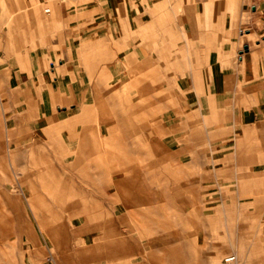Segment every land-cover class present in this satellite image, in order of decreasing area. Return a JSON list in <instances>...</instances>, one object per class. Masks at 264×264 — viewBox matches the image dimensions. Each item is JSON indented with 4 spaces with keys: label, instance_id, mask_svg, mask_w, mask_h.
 <instances>
[{
    "label": "rangeland",
    "instance_id": "1",
    "mask_svg": "<svg viewBox=\"0 0 264 264\" xmlns=\"http://www.w3.org/2000/svg\"><path fill=\"white\" fill-rule=\"evenodd\" d=\"M21 1L22 4L19 3ZM24 1L25 0H0V50L6 51L9 55L11 54V49H15L14 47H16L18 51H20L22 47L28 52L39 51L42 42L37 39V36H42V28H50L52 30L50 36L52 38L59 37L61 42L60 56H58V60L54 61L55 65L57 64L58 67H60L59 60L64 58L63 51L66 47V39H63L65 37V28H68V25L70 24H68L66 19H63L61 14H59L57 19V22L59 23L53 22L56 18L52 20L49 19V13H46V11L47 9H50V1L58 4L61 2L68 3L69 10H73L75 14L68 18V20H74L71 24L75 26V37L77 38L75 45H78L79 51L82 52L79 61L81 66H87L86 71L90 78V80H86L87 83L85 82L81 88L75 84V89L83 88V90H85L88 88L93 94L91 96V101H86V104H83V107L96 104L95 102H97V98L102 96L101 93H99L100 90L113 98H125L126 96H129L130 98L132 97L131 99H134V101L135 98H137V100L143 104H148L145 100L146 96H141V94L136 91L135 79L137 78L143 79L144 81H142V83L153 79L155 91L162 88L164 89L163 84L165 86L167 82L171 84L172 88L177 90L176 81L173 83V78H170L169 81H167L168 78L163 76L167 71V66L166 64H160L165 62V59H163L165 50H163L164 45L159 43V41L161 38L163 41L164 37L162 31L155 32L154 28H163L164 23L176 25L179 20L178 17L168 15L162 17L161 15L163 12L158 10L152 13V18L147 23L148 26L153 27L152 29L133 31L130 27V20L126 18L124 11L118 10L119 13L116 11L111 14L105 13L102 5L104 0H42V2H40L41 0H26L29 1L30 6L33 7L31 10L22 8ZM9 3L13 4L14 8L9 10ZM166 9L167 12L170 13L167 5ZM51 10L54 11L53 9ZM83 11L85 12V16L89 17V21L77 25L78 19L80 20L84 17ZM31 12L33 14H31ZM107 16L111 20L105 24V17ZM17 17H22L20 20L23 21L22 23L28 24L27 28L30 32L33 30V34L37 33L32 35L35 37L32 41H26L27 34H31L30 32L26 34V26H23L22 28L18 26L13 27L12 24ZM198 18H200V16H198ZM207 19H209V17L206 16V20ZM145 20L147 21L148 17ZM31 23L32 25H30ZM106 26L112 28L113 31L116 29L119 31L121 29L127 31L128 29V31L126 35L119 37V39L116 36H103L107 31V28H105ZM85 33L86 37L82 36ZM116 38L120 40V42H118ZM133 40L135 43H140V46H144V44H148V41H152L153 46L151 52L153 53L154 58L157 57L159 59V65L153 67L149 54L150 50L148 49L145 50V55L143 56L144 58L150 59V63L146 70L144 69L141 72H133V69L136 67L135 64L143 62L137 60V57L133 54L132 50H128L131 49ZM49 45L52 46L51 44ZM55 49H57L56 46ZM176 51L179 52L180 50ZM176 51H174V54ZM16 54L19 53L16 52ZM127 57L130 58V60L133 59L137 62H132V64L127 66ZM7 61L12 60L9 58ZM1 63H4V60H1ZM90 65L94 66L92 76L90 75L91 72L89 70ZM51 68L52 66L50 62L46 65H42V69L44 70H51ZM153 68L155 70L158 69V75L156 74L153 78H148L146 73H149L151 70L153 71ZM7 70L8 73L5 72L6 70L0 71V118L2 120H7L8 126L10 127L8 129L13 130L12 146L18 151V153L13 154L12 162L7 159L6 154L8 153L6 151L8 146L5 144L6 129L2 127L1 132H3V137L1 144L2 147H0V187L3 188L7 186L10 194H12L10 196L13 197V200L15 198L13 202L15 204L17 203L16 205L19 207L23 206V208H26V204L23 205V203H25L23 202V199L18 197L15 193L19 188L17 187L18 184L15 185V179L12 176V173L13 171H16L17 173L21 171L27 172L36 167L35 171L33 170L34 173L32 172L33 179L37 182L36 186L39 191L42 192V190H44L42 193L45 192L46 200L45 202H39V204H41L40 207L43 210L40 211L41 214H35V212L33 213L31 209L27 207L28 210L20 213V216H12L8 218L4 216L5 219L1 220L2 222L4 220L13 221L18 224L16 230L9 232L8 235L5 234L8 237H3V233L0 232V255L5 257L6 262L4 260V264H49V261L68 262L67 260H71L72 257H76L79 261L81 260V264H114L112 259L113 251H116L115 248L118 249L119 247L111 243V238L102 237L106 230L92 229L95 225H100V222H97L96 224L97 220H95V217H100L101 214H85L80 212L86 211V209L91 211L95 209L103 211L106 209V206L120 204L121 208L124 205L130 210V218L135 220V223L137 219L140 220L141 216H139V211L136 210L137 206H133L129 202L127 203L124 201L123 194L119 192L116 186L117 176L116 174H111L112 171L116 173L115 171L121 168L119 164L120 160L129 161L130 165L134 164V166L135 164H139L134 167L135 169L133 168V170H136L138 173L132 172L131 174V177L138 179L139 181L135 180L131 185L136 182L135 185L149 189L151 192L149 200L150 207L153 205L163 207L164 205L166 206L167 203H170L173 205V208H171L170 205H167L166 207L168 209H162L166 213L165 220L169 222V220H176L177 217L180 218L181 216L187 220V224L190 226L188 231H191L190 238H194L195 247L197 248L195 249V252H199V254L193 256V258L187 256L184 263L186 261L192 263L194 260L193 264H214L213 255L215 257L217 251L215 244L221 242V245L224 246L226 241H228L225 234L227 231V223L233 225L231 228L234 231V224L238 221L239 217L242 218L244 216V212L240 210L239 205H245L252 210L255 209V205H258L260 209L258 208L259 210L257 213L253 215L254 218H252V220H247L246 222L248 230V237L246 239L249 242V247L254 244L261 245L260 247L253 246V253L245 264H253V262L254 264H264V203L261 205L252 203L255 201V196L253 195L244 196L241 194L242 196H239L238 191L241 190V193H243V189L238 190L235 186H237V183L240 184L244 179L242 173L243 169L239 166L235 167L236 163L231 167L223 166V162L230 163L234 160V157H225L223 154L224 151L222 152L223 155L219 156L221 155V151L225 149L226 145H228V147L231 144L233 145L234 141L232 138L234 136L232 133L225 135L223 132L224 129L220 128L217 121L214 125L210 126L209 129L206 118H203L202 116L200 117V112L192 111V113H190L191 116L189 115L190 119L188 123H191L190 125L193 128L192 135L188 136V139L192 141V144L184 143L182 145L174 146V150L168 151L166 146L160 140L162 137H160V139L158 137L157 142L161 145L159 154L160 159L164 160L165 157L167 158L162 163L158 162L155 159V154H153L154 144L151 143V140L154 139H148L151 131L149 132L147 130L148 132L145 139V142L147 143L144 144L143 140L141 141L139 139L138 134L134 135V133H137L138 126H136V121L133 120L132 122V117L130 115L128 119L126 118L125 125L128 127V130L132 132L131 135H134V137L130 138V136V139L127 138L128 140L126 142L130 144L129 149H126L127 154L121 153L120 157H122V159H120V157L115 158L118 160H115L113 157H111V159L110 156L107 155L108 152H106L105 149L109 150L111 148V151L114 149L116 152L117 150L120 151L119 147L117 148L114 145L108 147L103 142H99V144L102 145L100 154L94 156V159H85L83 162V168H78L79 171L80 169L81 171L79 172L80 174L77 175V168L73 165L75 163L73 150L76 146L70 142L72 138H78V136L72 135L73 132L71 129L73 128H70L69 126L60 128L53 127L52 124L59 122L58 119L53 122L51 121L53 118L60 115L61 111H66L67 105H63L59 102L54 103L50 110V115L41 110V104L33 103V105H23L22 101H24V98H26L27 102H38L46 99V97H43L46 92V80L41 78L40 81L37 79L27 82V80H22L21 75L18 76L19 81L14 80V76L10 74V69ZM63 73L66 75L72 73V70L67 69ZM33 75L30 74V77L32 78ZM40 76L41 75L39 74V77ZM73 83L74 81L71 78L66 80L67 86L63 92L65 95L68 94L73 97ZM163 94L166 96L167 92L164 91ZM181 96H176V100H181ZM161 98H163V101H159L158 98L154 100V106H156V108L160 107L161 104L166 105L167 100H165L164 97ZM69 104L68 106L70 108L67 110L69 114L73 113L74 110L81 109V107H76L75 102L73 105L71 103ZM73 108L76 109L73 110ZM149 108L152 109L151 107ZM199 110H201V108H199ZM90 112L91 118L86 116L83 119V122H76L74 126L76 128L84 127V125L96 127L100 118L103 116L102 111L99 109L97 110L96 107V109H91ZM164 113L161 112L154 114L155 118L161 123V125L164 123ZM183 114L184 112L182 113L178 110V119L183 116ZM67 119L69 118L67 117ZM150 125L153 126V123ZM203 126L207 127L205 132L201 129ZM203 133L206 134L203 136ZM110 134L121 135L122 133L117 129L113 130ZM262 136V130H258L257 134L253 133L250 139H241L243 142V148L249 150L248 152H250V150H260V152L264 154V148H262V146L264 147V139H262ZM46 151H52L49 152L52 154L49 156L48 152L45 153ZM118 151L116 153L119 156ZM34 152L35 155L33 154ZM37 156H49L51 159L48 157L49 159L43 158V160L40 161L36 159L38 158ZM260 158L262 159L264 156H261ZM237 159L238 158H236V160ZM45 162L50 166L52 164L55 165L53 167L51 166L53 169L52 172L56 169H59L56 170L59 172L55 171V175L50 177V174L54 173H50L51 168L50 166L46 167L47 165ZM253 165L255 164H251L248 172H251L253 168H257L259 172H261L260 174L262 175L259 177L261 182L257 186L259 189L257 191L261 190L264 194V165H258L257 167H254ZM64 166L66 168L63 169ZM41 169L42 171L47 172L45 178L40 174ZM47 169H49V172ZM82 170L85 171L83 172ZM71 175L77 177L78 180L81 181L79 184L84 189V194L82 193L79 198V201H81V203H79L82 206L79 204L80 207L78 206V208L66 209L55 200L54 195L51 194L52 192L45 189L46 187L43 184V180H60L61 178L66 176L69 177ZM111 175L113 177H111ZM19 176H21V174ZM109 176L112 179H108ZM87 179H92L96 184L101 186L104 184L106 186L105 190L102 192H93L89 187L90 185L85 186L90 183V180L88 181ZM101 179L104 182L111 181L107 185V183L105 184L103 181H100ZM192 184L196 185L197 189V197H195L194 202ZM177 186H179L181 190L179 194L172 191V188ZM169 188H171L172 192L165 193ZM88 191L89 194L86 193ZM263 194L262 197H264ZM239 200L243 203L240 204ZM262 200L264 201V198ZM101 207L103 209H101ZM138 207L141 209L144 206ZM103 215L110 218L111 214L108 213ZM163 221L164 219H159L157 220V223L162 224ZM137 222H139L138 224H141L140 221ZM26 223L31 226V231L26 228ZM161 224H153L151 226L140 225L135 227V242H137L138 245V252L140 250L145 256L148 252L145 253L141 247L143 245L148 246L149 243L144 241L153 240V238L157 236H163L164 232H162V230L159 231L157 228L158 226L162 227V229H169L170 227L174 230L177 229L176 224H169L170 227ZM213 225L216 227L218 226L219 231H216V227L213 228ZM198 226H204L203 231ZM60 234H64L66 237L62 244H64L66 246L65 248L68 250L62 247V240H60L59 237ZM123 240H127V238ZM16 245H18L15 250L16 252L13 251L15 260L9 261V263L7 261L12 255L9 247ZM130 245L132 248L134 244L131 242ZM126 246L128 247L127 241L124 244H121L122 248ZM68 251L70 253L69 257L66 255ZM96 255L101 258H95ZM104 258L110 260L105 262V260H102Z\"/></svg>",
    "mask_w": 264,
    "mask_h": 264
},
{
    "label": "crops",
    "instance_id": "2",
    "mask_svg": "<svg viewBox=\"0 0 264 264\" xmlns=\"http://www.w3.org/2000/svg\"><path fill=\"white\" fill-rule=\"evenodd\" d=\"M19 3L22 4V1ZM68 5L66 2L58 4L50 1V9L46 11L51 17L49 19L56 18L53 22L59 23L57 19L59 14H61L63 19H66L68 24H70L68 28H65V37L63 39H66V47L63 51L64 58L59 60L60 67L57 64L55 65L54 62L58 60V56L61 53L59 37L52 38L50 36L52 30L50 28H42V36H37V39L42 42L39 51L28 52L23 47L18 51L14 47L15 49L13 50L12 48L11 54L9 55L6 51L0 50V71L6 70L5 72L8 73L7 69H10V74L14 76V80H18L19 75H21L22 80H27V82L37 79L40 81L41 78L46 80V92L43 95L46 99L38 102H27L26 98H24V101H22L23 105H33V103L41 104V110L47 114L50 113L53 104L56 102L67 105V110L70 108L68 106L69 103L73 105L75 102L76 107H81V109L77 110L73 108L74 112L71 114L66 110L61 111L60 115L56 118H51L52 122L56 121V119L59 120V122L52 124L55 128L67 126L73 128L71 129L73 132L72 135L78 136V138H72L70 142L76 146L73 150L74 153L84 143L91 145L93 148L100 141L96 127L84 125V127H78V129L74 126L76 122H83L86 116L91 118L90 110L88 109L86 111L83 104H86V101H91L93 94L88 88L85 90L83 88L75 89V84L81 88L86 80H90V78L86 71L87 66H81L79 61L82 52L79 51L78 45H75L77 39L75 37V26L71 24L74 20H68V18L75 14L73 10H69ZM102 5L106 14L114 13V11L117 13L120 10L124 11L126 18L130 20V27L133 31L152 29L153 27L148 26L147 23L152 18V13L158 10L163 12L162 17L168 15L179 18L176 25L164 23L163 28H154L155 32L162 31L164 37L163 41L162 38L159 41V43L164 45L163 50H165L163 56L165 62L160 64H166L167 66V71L163 76L168 78L167 81L173 78L172 81L173 83L176 81L177 90L172 88L171 84L167 82L165 86L163 84L164 89L155 91L157 93L156 98L159 101H163L161 97L167 100L166 105L161 104L158 108L153 105L151 109L154 114L165 112L163 120L164 126L154 117L156 123L153 126L155 127H150L151 129L148 130L149 132L151 131L148 139L153 137L155 139L159 137L160 139L162 137L160 139L161 142L166 146L168 151H172L174 150V146L184 143L192 144V141L188 139V136L192 135L193 132L191 123L188 124L190 119L189 115L192 111H198L200 112V117L206 118L209 129L217 121L220 128L224 129L223 132L225 135L232 133L234 136L232 138L234 141L233 145L231 144L229 147L226 145L225 149L221 151V155H219L222 156L224 154L225 157L233 156L234 160L230 163L223 162V166L231 167L236 163L235 166L241 167L245 178L242 180L243 182L241 181L240 184L237 183L235 187L238 190L243 189L244 192L242 194L244 196H255L254 194L258 190L257 186L261 182L259 177L262 174H260L261 172L257 168H253L251 172H248V170L251 164H255L253 165L254 167L264 165L259 162L260 157L264 156V154L260 150H250L248 152L249 150L243 148L241 139H250L251 135L253 133L257 134L258 130H262V139H264V0H104ZM166 5L170 13L167 12ZM12 8H14L13 4L9 3L8 9L10 10ZM22 8L31 10L33 7L30 6L29 1L25 0ZM31 14L33 13L31 12ZM206 16L209 19L206 20ZM147 17L148 20L146 21L145 19ZM21 18L17 17L12 25L13 27L18 26L20 28L26 26L25 32L27 34L30 32L27 28L28 24L22 23ZM110 20L108 16L105 17V24L110 22ZM87 21H89V17L85 16L84 12V17L80 20L78 19L77 25H81V23ZM105 28H107V31L103 36H116L118 39L126 35L128 31V29L127 31L123 29L113 31L112 28L107 26ZM32 32L33 30H31L30 35L27 34L26 41H32L35 38L32 35L37 33L33 34ZM82 36L86 37V33ZM117 38L116 40H118ZM140 45V43H135L133 40L132 47L128 50L133 51L137 60L144 61V57L140 51L143 52L144 49H149L153 67L158 66L159 59L157 57L154 58L151 52L153 46L152 41H148V44H144V46ZM55 46L57 49H55ZM247 46L248 49L246 50L245 48ZM176 50L180 51L178 52ZM174 51H176L175 54ZM16 52L19 54H16ZM9 58L12 61H7ZM1 60H4L5 64L1 63ZM49 62L52 66L51 70L42 69V65H46ZM90 67H92L93 71L94 66L90 65ZM67 69L72 70V73L65 75L63 72ZM153 71L155 72L154 75H158V69L155 70L153 68ZM30 74H34L36 77L33 75L31 78ZM39 74L41 75L40 77ZM68 78L74 81L72 85L73 97L63 93L66 89V80ZM164 91L167 92L166 96L163 94ZM137 92L139 93V91ZM176 92L178 95H182L181 100H176V96H178ZM142 94L141 96H143ZM178 110L182 113L184 112L183 116L179 119ZM6 122L7 120H4V123ZM6 126L4 127L6 129L5 144L8 146L6 151L8 154H6V157L11 161L10 154L13 156L18 151L12 146L13 130L8 129L10 128L8 122ZM136 126H138L137 133H134V135L138 134L139 139L141 141L143 140L144 144H146L145 139L148 132L146 127L143 126L142 122H139ZM206 128V126H203L201 129L205 132ZM1 129L0 147H2L3 137ZM125 130H128V128ZM205 134L203 133V136ZM134 135H131L130 138L134 137ZM130 138L128 137V139ZM8 140L10 141L8 142ZM109 143L104 142L108 147L111 145L116 146L113 140ZM262 148L264 147L262 146ZM223 151L224 153L222 154ZM33 154L35 155V152ZM236 158L238 159L236 160ZM166 159L165 157L164 160L157 161L163 163ZM79 166L75 165L77 169ZM192 185L194 202L195 197H197V189L196 185ZM172 191L178 194L181 192L179 186L173 187ZM172 191L169 188L165 193ZM121 194H123L125 202L137 206L136 210L139 211V216H141L140 220L137 219V221H140L141 224H138L139 222L137 221L135 223V220L130 218V210L124 205L121 208L120 204L106 206V209L103 211L86 209V211L80 212L85 214H101L100 217H95V220H97L96 224L100 222V225L97 224L92 229L106 230L102 237L111 238V243L119 247L118 249L115 248L116 251H113L112 259L114 264H185V256L193 258V256L199 254V252H195L197 248L195 247L194 238H190L191 231H188L184 235L185 233H179L174 229L170 233H164L163 236H157L153 240L144 241L149 243V245H141L142 247H139L145 253L148 252L145 256L140 250L138 252V245L135 242V227L161 224L157 223L159 219H164L161 225L171 224L169 223L171 222L170 220L169 222L165 220L166 213L162 209H168L166 207L167 205L173 208V205L167 203L166 206L159 207L155 204L156 206L153 205L150 207L149 200L151 192L145 187H130ZM238 194L241 196V193L238 192ZM37 200L39 201V199ZM56 201L66 209L78 208L73 206L69 207L70 199L59 198ZM239 203L243 202L239 200ZM66 204L68 205L66 206ZM138 206L144 207L140 209ZM101 209L103 208L101 207ZM40 211H43L42 208H37L35 214H41ZM108 213L111 214L110 218L103 215ZM177 219L182 230L184 227L187 229L190 228L187 220L182 216ZM59 237L62 240L61 244L64 243L66 239L64 234H60ZM125 238L127 240H123ZM126 241L128 242V247L122 248L121 244H124ZM131 242L134 244L132 248L130 245ZM62 247L68 250L64 244H62ZM66 255L68 257L70 256L69 251ZM72 258L71 260L68 259V262L49 261V264H71V262L72 264H81V260L79 261L76 257L72 260ZM95 258L100 259L101 257L96 255ZM102 260L106 262L110 259L104 258ZM193 262L194 260L190 264H193Z\"/></svg>",
    "mask_w": 264,
    "mask_h": 264
},
{
    "label": "bare ground",
    "instance_id": "3",
    "mask_svg": "<svg viewBox=\"0 0 264 264\" xmlns=\"http://www.w3.org/2000/svg\"><path fill=\"white\" fill-rule=\"evenodd\" d=\"M10 19H12V18H10ZM101 48H104V47H101ZM94 53H96V52H94ZM140 53L142 54V56H144L145 55V49L143 50V52L140 51ZM127 60H128V62L126 63L127 66L132 64V62H137L136 60H133V59L130 60V58H128V57H127ZM149 63H150V59L149 58L148 59L144 58V61L142 63L135 64L136 67L133 69V72H136V71H138V72L140 71L141 72L144 69L146 70V68L149 65ZM89 70L91 72L90 74L92 75V67H89ZM153 72L154 71H152V70L149 71V73H146V76H148V78L149 77L153 78L155 76L154 75L155 72L154 73ZM142 81H144V80L143 79H138V78L135 79V86L137 88V91H139L140 94L143 93L142 95L146 96L145 100L148 102V104H146V105L143 104L142 102L138 101L137 98H135V101H134V99H131L132 97L130 98L129 96H126L125 98L124 97L123 98H121V97L120 98L119 97L113 98V97H111L109 95H106L104 91L100 90L99 93H101L102 96L97 98V102H95L96 104H94V105H86L85 106V110L86 111L88 109L89 110L96 109V107H97V110L99 109L100 111H102L103 116H102V118H100L99 123L97 122L98 124L96 125L97 133H98L97 135L99 137V141H100V143L101 142H103V143L105 142L107 144H110L109 142L111 140H113L114 143L116 144L117 148L119 147V149H120V151L117 150L119 152L118 153L119 156L116 153L117 151L115 152L114 149H112V151H111V148L109 150L105 149V151L108 152L107 155L110 156V158L111 157H113L114 159L115 158H119L121 153L122 154H125V153L127 154L126 149H129V147H130V144L127 143L126 141H127V138L131 136L132 132H130L128 130H125L126 128H128L125 125L126 118L128 119V117L131 115L132 122H133V120L136 121L135 122L136 124H139V122L140 123L142 122L143 126H145L147 130H150L151 128H153V126L150 125V124L153 123V125H154L156 123V119L154 118L155 116H154L153 110L148 109L149 107L152 108V106L155 103L154 100L157 97V93L154 90L155 88H154V85H153V79L151 81H149V80L145 81V83L144 82L142 83ZM6 125H7V122L4 123V120H2L0 118V128L5 127ZM103 128H105V129H103ZM117 129H119L121 131V133H122L121 135H119V134L118 135H113L115 132L113 134H110L113 130H117ZM152 139H154V140H151V143L154 144V146H153L154 153L153 154H155V157H156L155 159L160 161L161 159H160L159 154H160L161 145H160L159 142H157V139H155L154 137ZM9 141L10 140H8V142ZM101 148H102L101 144H95V146H93V148H92L91 145L84 143V145H81V147H79V149L74 151V157H75L74 161H75V163L74 164L72 163V164L74 166L75 165H77V166L80 165L79 167L83 168L84 160L85 159H94V156L100 154V152H101L100 149ZM47 152L49 153V152H52V151H46L45 153H47ZM50 154H52V153H49L48 155L50 156ZM42 156H43V154H42ZM49 156H47V157L46 156H44V157H38L37 156L38 158H36V159L41 161V160H43V158L47 159ZM124 156H126V155H124ZM49 158L51 159V157H49ZM10 159H11V162H12V160H13L12 154H10ZM120 159H122V157H120ZM106 160H107V158H106ZM115 160H118V159H115ZM108 161H110V160H108ZM259 162L261 164H264V158L260 159ZM38 164H39V162H38ZM119 164H120L121 168L116 170L115 171L116 173H114L112 171L111 174L112 173L114 175L116 174V176H117V180H116L117 189L119 190L120 193H124L125 191L128 190V188L137 186V185H135L136 182L131 185L132 182H134L135 180H138V179H135V178L131 177V174H132V172H137L136 170L134 171L133 168L135 166H138L139 164L138 165L135 164V166H134V164L130 165L129 161H124V160H120ZM46 165H47V163H46ZM48 166H50V165H47L46 167H48ZM51 166L53 167L55 165L52 164ZM51 166H50V168H51ZM37 167H38V165H37ZM64 168H66V167L64 166L63 169ZM109 168H111V167H109ZM35 169H36V167H35ZM35 169H33V170L35 171ZM43 169H44V167H43ZM54 169H55V167H54ZM139 169H140V166H139ZM33 170L31 169V170H29L27 172H25V171L22 172L21 171L19 173H17L16 171H13V173H12V176L15 179V181H14L15 185L18 184L17 187L19 188L18 190H16L15 193L17 194L18 197H21V199H23V202H25V203H23V205L26 204V208H23V206L19 207V206L16 205L17 203L15 204L13 202L15 200V198L13 200V197L10 196L12 194H10V191L7 188V186H5L3 188L0 187V204H1L0 205V232L3 233V235H4L3 237L8 235L9 232H11L13 230H16L17 229V225H18L16 223H14L13 221H8V220L7 221L4 220L2 222L1 220L5 219L4 216L7 217V218L8 217H12V216L13 217L20 216V213L26 212L28 210L27 207L30 208L31 211L35 212L37 208L38 209L41 208L40 207L41 204H39V202L40 201L41 202L42 201L45 202V200H46L45 199V194H44L45 192L42 193L44 190H42V192H40L39 189L36 186L37 182H35L34 179H33V173H34ZM37 170L39 171L38 168H37ZM52 170L53 169L51 168L50 173H54L56 170H59V169H56L54 172H52ZM141 170H142V168H141ZM47 171L49 172V169H47ZM80 171H81V169H80ZM80 171H79V169H77V175L80 174L79 173ZM56 172H59V171H56ZM20 174H21V176H19ZM40 174L43 176V178H45V176L47 175V172L42 171V169H41ZM53 175H55V173L54 174H50V177H52ZM112 175H111V177H113ZM139 175H141V174H139ZM111 177L109 176V178L108 177L107 178L108 179H112ZM243 178H245V175L243 176ZM87 180L88 181L90 180L89 181L90 183L88 185H85V184H83V185H85V186H89L90 185L89 187L92 189L93 192H95V191L102 192L103 190H105L106 186L104 184H102V186H101V185L96 184L92 179H87ZM216 180H217V177H216ZM100 181H103V180L101 179ZM110 181L109 182H106V181L104 182L103 181V182L105 184L107 183V185H108L110 183ZM79 182L81 183V181H79L78 178L74 177L73 175H71L69 177L66 176L64 178H61L60 180H57V179L48 180V181L43 180V184L46 187L45 189L47 191H49V192H52L51 194L54 195L55 200H57L59 198H65L66 200L70 199L69 207L70 206H73V207H78L79 206L80 207V205H81L80 204L81 201H79L80 200L79 198L81 197L82 193L84 194V189L81 187ZM89 187H87V188H89ZM238 192L241 193V190L238 191ZM242 192H244V190ZM86 193L89 194V191L86 192ZM262 194L263 193H262L261 190L257 191L254 194L255 195V201L252 202V203L260 204V205L263 204L264 201L262 199L264 197H262ZM37 199H39V201ZM67 202H69V201H67ZM67 205L68 204H66V206ZM239 206H240V210L244 212V216L242 218H240V217L238 218V221H236V223L234 224V231L231 228L233 225H229V223H227V231H226L225 234L227 236V240L228 241H226V244L224 246L221 245L222 244L221 242H219L218 244H215V246L217 248V251H216V254L214 253L215 257L213 255L214 264H245L249 260L250 255L253 253L254 247H260V245H261V244L260 245L259 244H254L253 245L254 247L253 246L249 247V244H248L249 242L246 239L248 237V232H247L248 230H247V223L246 222H247V220H252V218H254L253 215L256 214L257 211L260 208L258 207V205H255V209H253V210L250 209V208H247V206H245V205H243V206L239 205ZM177 221H178V219H176V220L174 219V220H171V222H169V223H171L173 225L176 224L177 229H175V230H177V232L182 233V234L185 233L184 235H186L188 233V229L184 227L183 230H182V228H180V225L178 224L179 221L178 222ZM25 225H26V228L29 229V231H31V228H30L31 226L28 225V223H26ZM214 225H216V224H214ZM214 225L212 226L213 228L216 227ZM198 227H200V229L203 231L204 226H198ZM21 228H22V226H21ZM157 228H158L159 231L162 230V232H164L166 234L170 233V231L173 230V229H171V227L169 229H162V227L158 226ZM215 230L219 231V227L217 226L215 228ZM6 237H8V236H6ZM0 245H1V243H0ZM17 246L18 245L9 247L10 252L12 253V255L9 257L7 262L15 260V255H14L13 251H15L17 249ZM185 257L187 258V256H185ZM4 260H5V257L0 255V263L1 264H4ZM5 262H6V260H5ZM185 264H190V263L188 261H186ZM253 264H254V262H253Z\"/></svg>",
    "mask_w": 264,
    "mask_h": 264
},
{
    "label": "water",
    "instance_id": "4",
    "mask_svg": "<svg viewBox=\"0 0 264 264\" xmlns=\"http://www.w3.org/2000/svg\"><path fill=\"white\" fill-rule=\"evenodd\" d=\"M245 49L247 50L248 49V46Z\"/></svg>",
    "mask_w": 264,
    "mask_h": 264
}]
</instances>
